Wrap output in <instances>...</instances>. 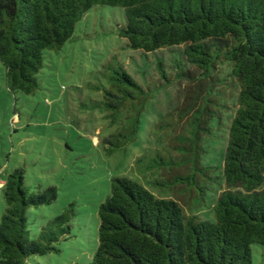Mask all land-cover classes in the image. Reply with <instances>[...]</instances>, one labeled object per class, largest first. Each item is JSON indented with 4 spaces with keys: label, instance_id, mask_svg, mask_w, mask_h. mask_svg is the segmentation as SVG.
I'll list each match as a JSON object with an SVG mask.
<instances>
[{
    "label": "trees",
    "instance_id": "trees-1",
    "mask_svg": "<svg viewBox=\"0 0 264 264\" xmlns=\"http://www.w3.org/2000/svg\"><path fill=\"white\" fill-rule=\"evenodd\" d=\"M96 5L124 9L125 26L117 33L133 50L181 47L175 67L188 84L174 120L159 125L173 132L164 153L145 168L159 171L154 185L172 196L158 197L127 176L112 177L97 211L98 246L88 264H253L252 245H264V0H0V63L11 93L37 90L44 51L61 49ZM184 63L193 70L184 72ZM157 69L167 79L161 61ZM104 77L100 106L111 125L121 120V128L103 143L109 153L125 151L136 140L152 90L121 64L106 65ZM231 105L225 187L212 218L202 219L186 208L203 204L217 183L214 168L202 163L204 144L225 125ZM2 181L0 264L58 254L57 244L71 232L74 204L34 234L27 212L54 202L56 188L29 191L21 169Z\"/></svg>",
    "mask_w": 264,
    "mask_h": 264
},
{
    "label": "rangeland",
    "instance_id": "rangeland-1",
    "mask_svg": "<svg viewBox=\"0 0 264 264\" xmlns=\"http://www.w3.org/2000/svg\"><path fill=\"white\" fill-rule=\"evenodd\" d=\"M124 14L123 8L107 5L88 10L61 49L44 51V66L33 94L11 93L0 63V186L9 173L21 169L29 191L56 188L54 202L27 212L34 234L68 205L74 204L75 209L70 234L57 244L60 252L33 256L27 264H88L92 260L98 246L97 211L109 194L112 177L127 176L158 197L172 196L154 185L159 171L145 168L158 152L164 153L173 132L159 125L173 121L183 101L188 82L177 76L175 67L181 47L148 54L131 49L117 33L125 26ZM158 61L167 79L160 76ZM108 64L123 65L145 90H152L136 140L125 151L113 153L103 142L120 130L121 120L111 125L100 106L103 89L108 87L104 77ZM219 67L224 75L229 70L226 64ZM183 69L193 70L185 63ZM231 106L224 114L225 125L204 144L202 163L214 168L217 183L210 186L203 204L186 208L202 219L212 218L213 202L225 187L221 177L227 124L235 111ZM3 207L0 190V214ZM251 250L252 263L264 264V245L254 244Z\"/></svg>",
    "mask_w": 264,
    "mask_h": 264
}]
</instances>
